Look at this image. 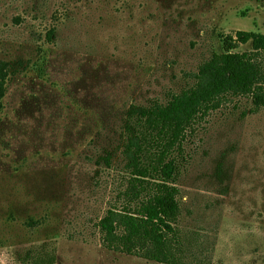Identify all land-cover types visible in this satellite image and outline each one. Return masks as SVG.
<instances>
[{"label":"rangeland","instance_id":"obj_1","mask_svg":"<svg viewBox=\"0 0 264 264\" xmlns=\"http://www.w3.org/2000/svg\"><path fill=\"white\" fill-rule=\"evenodd\" d=\"M236 31L264 34V0H0V264H171L99 226L159 174L177 188L180 264H264V51L231 50L255 53L254 90L179 138L135 113L193 89ZM129 153L148 177L132 181Z\"/></svg>","mask_w":264,"mask_h":264},{"label":"trees","instance_id":"obj_2","mask_svg":"<svg viewBox=\"0 0 264 264\" xmlns=\"http://www.w3.org/2000/svg\"><path fill=\"white\" fill-rule=\"evenodd\" d=\"M247 42L252 43L255 51H264V34L236 31L234 35L226 36L222 41L223 53L212 55L199 66L197 83L193 89L172 96L165 106L153 104L137 108V117L143 120L147 129H158L179 138L199 112L215 105L223 95L247 94L254 90L259 79L258 69L253 63L255 53L231 52L236 45ZM128 145L138 149V138L129 137ZM129 155L136 175L132 181L138 180L136 177H148V172L137 158L130 153ZM166 169L172 171L171 165ZM156 177L158 178L147 188L148 194L140 198L136 208L109 209L99 221V226L108 235L115 234L114 226L122 229L117 237L121 242V249L127 254H135L150 261H159V257L164 255L169 263L180 264L178 258L174 257L178 249L172 248L170 236L168 237L173 232L179 213L177 188L163 174ZM136 194L139 196L140 192L137 191Z\"/></svg>","mask_w":264,"mask_h":264}]
</instances>
